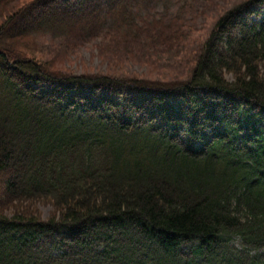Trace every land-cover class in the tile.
<instances>
[{
  "label": "trees",
  "instance_id": "trees-1",
  "mask_svg": "<svg viewBox=\"0 0 264 264\" xmlns=\"http://www.w3.org/2000/svg\"><path fill=\"white\" fill-rule=\"evenodd\" d=\"M21 1L0 0V264H264V0L203 39L186 0ZM43 36L185 67L77 74Z\"/></svg>",
  "mask_w": 264,
  "mask_h": 264
},
{
  "label": "rangeland",
  "instance_id": "rangeland-1",
  "mask_svg": "<svg viewBox=\"0 0 264 264\" xmlns=\"http://www.w3.org/2000/svg\"><path fill=\"white\" fill-rule=\"evenodd\" d=\"M24 2L29 0H22ZM22 1L20 4H22ZM243 0H186L188 13L193 12L197 22L196 30L192 35L198 39H203L211 30L215 20L219 17L223 10L227 9L230 5ZM183 3H178L173 6L172 10L176 13ZM163 5L158 6V11L162 12ZM191 11V12H190ZM38 48L36 49L37 56L42 59L59 58L60 53L64 52L62 65L67 69L77 74H109V75H149L152 72L168 73L177 75L176 72L184 70L185 65L175 63L174 58H158L154 61L157 64H150L144 58L130 59L125 57H116L107 55L106 45L101 40H92L87 42L75 51L71 47L61 46L56 43H51L49 36H43L38 41ZM180 62V61H179ZM153 69V70H152ZM172 69L174 72L168 71ZM155 75V74H153ZM152 76V75H151ZM158 76V74H156ZM155 76V77H156ZM51 210V207L44 208L45 215Z\"/></svg>",
  "mask_w": 264,
  "mask_h": 264
}]
</instances>
